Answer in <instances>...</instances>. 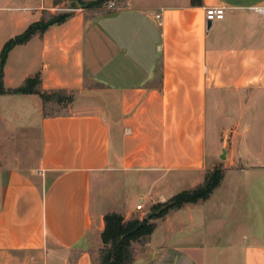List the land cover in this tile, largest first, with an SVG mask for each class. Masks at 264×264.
Segmentation results:
<instances>
[{"label":"crops","instance_id":"obj_1","mask_svg":"<svg viewBox=\"0 0 264 264\" xmlns=\"http://www.w3.org/2000/svg\"><path fill=\"white\" fill-rule=\"evenodd\" d=\"M198 1L75 9L8 53L7 90L39 76L77 96L47 116L39 95H0V264H98L107 214L147 217L218 168L207 200L133 243V264H264V15L250 10L264 0ZM58 8L0 0V61Z\"/></svg>","mask_w":264,"mask_h":264},{"label":"trees","instance_id":"obj_2","mask_svg":"<svg viewBox=\"0 0 264 264\" xmlns=\"http://www.w3.org/2000/svg\"><path fill=\"white\" fill-rule=\"evenodd\" d=\"M111 0H97L90 3L91 8L102 7ZM197 0H192V4H197ZM69 15L53 18L48 22H38L31 25L22 35L10 40L1 52L0 61V95L6 93L23 94V95H39L44 105L51 101L54 95L64 90H56L53 92H42L38 87L40 78L36 76L26 80L25 84L15 90H7L4 87V66L8 53L17 45L27 43L35 34L44 33L49 27L64 23ZM61 101V98L58 99ZM223 179V169L218 168L208 172L205 177L204 184L192 191H184L171 198L166 203L158 204L154 207V214L151 217L133 218L126 220L121 214L110 213L104 218L105 229L102 233L103 248L100 252V261L98 264H133L134 253L132 249L133 243L148 239L156 229V223L153 220L161 219L172 211L181 209L186 204L198 203L207 200L213 191L220 185Z\"/></svg>","mask_w":264,"mask_h":264},{"label":"rangeland","instance_id":"obj_3","mask_svg":"<svg viewBox=\"0 0 264 264\" xmlns=\"http://www.w3.org/2000/svg\"><path fill=\"white\" fill-rule=\"evenodd\" d=\"M89 5L90 3L85 0H59V8L49 19L44 20V22H48L53 18L72 14L75 9L91 8ZM105 5L108 6V4ZM76 96V92L65 91L56 93L52 100L45 104V115L53 116L74 111L73 102L75 101ZM59 98H61V101L58 100ZM17 107L23 109L25 106L22 103H19ZM141 203H144V200H141ZM153 210L154 208L152 209V214H154ZM133 218H144V215L137 214L134 215L132 219ZM144 241H146V239ZM140 244H142V241Z\"/></svg>","mask_w":264,"mask_h":264},{"label":"built area","instance_id":"obj_4","mask_svg":"<svg viewBox=\"0 0 264 264\" xmlns=\"http://www.w3.org/2000/svg\"><path fill=\"white\" fill-rule=\"evenodd\" d=\"M42 1V0H40ZM109 7L113 8L115 7L114 3L109 2ZM250 10L252 12H255L257 14L264 15V7L255 6L251 7ZM225 16V8H208L206 9V20L208 23H214L215 21L222 20ZM156 18L159 20L161 18V15H157ZM137 210L143 211L144 207L142 204H139L137 206Z\"/></svg>","mask_w":264,"mask_h":264},{"label":"water","instance_id":"obj_5","mask_svg":"<svg viewBox=\"0 0 264 264\" xmlns=\"http://www.w3.org/2000/svg\"><path fill=\"white\" fill-rule=\"evenodd\" d=\"M222 158L225 159V156H222ZM152 215H153V214L150 213V214L147 215V217H151Z\"/></svg>","mask_w":264,"mask_h":264}]
</instances>
